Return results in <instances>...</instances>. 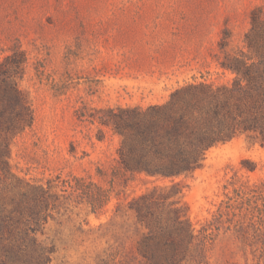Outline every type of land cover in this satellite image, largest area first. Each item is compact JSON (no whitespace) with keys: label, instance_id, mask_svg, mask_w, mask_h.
<instances>
[{"label":"rangeland","instance_id":"rangeland-1","mask_svg":"<svg viewBox=\"0 0 264 264\" xmlns=\"http://www.w3.org/2000/svg\"><path fill=\"white\" fill-rule=\"evenodd\" d=\"M259 5L0 0V80L15 82L30 111L0 126V254L11 244L34 264H144L137 241L146 227L133 200L175 184L174 206L213 235L183 264H264V197L234 192L264 180V143L238 132L193 171L132 173L113 120L120 108L163 104L187 83L231 85L235 73L220 61L246 50Z\"/></svg>","mask_w":264,"mask_h":264},{"label":"trees","instance_id":"trees-1","mask_svg":"<svg viewBox=\"0 0 264 264\" xmlns=\"http://www.w3.org/2000/svg\"><path fill=\"white\" fill-rule=\"evenodd\" d=\"M249 16L250 26L243 37L246 50L220 61L235 73L231 85L187 83L173 90L163 104L113 112L114 126L123 136L118 153L125 170L173 177L201 166L206 150L238 132L264 143V6L254 7ZM25 112L30 114L15 82L0 80V126L17 125ZM0 161L5 163L1 157ZM174 186L154 187L133 200L132 208L146 227L137 241L144 264H183L192 247L201 249L213 238L208 226L196 229L174 206L176 201L170 199ZM234 192L247 200L257 195L263 198L264 180L242 182ZM15 243L22 244L21 240ZM2 247L0 264H34L26 248L17 252L11 244Z\"/></svg>","mask_w":264,"mask_h":264}]
</instances>
